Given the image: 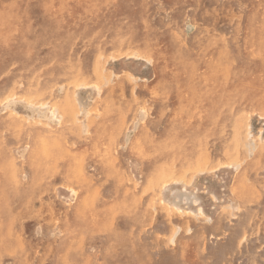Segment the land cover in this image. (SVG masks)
I'll return each mask as SVG.
<instances>
[{"label":"rangeland","instance_id":"rangeland-1","mask_svg":"<svg viewBox=\"0 0 264 264\" xmlns=\"http://www.w3.org/2000/svg\"><path fill=\"white\" fill-rule=\"evenodd\" d=\"M6 81L0 264H264V0H0Z\"/></svg>","mask_w":264,"mask_h":264},{"label":"bare ground","instance_id":"bare-ground-1","mask_svg":"<svg viewBox=\"0 0 264 264\" xmlns=\"http://www.w3.org/2000/svg\"><path fill=\"white\" fill-rule=\"evenodd\" d=\"M77 75H82L83 77H86V76H84V71H81V72H66L63 76H65V80L67 81V82H72L73 81V79H74V77L75 76H77ZM31 79V78H30ZM62 80V79H61ZM34 82V81H33ZM46 85H47V82L46 83H44V86L43 85H40V84H34L31 88H28V87H26L25 89H24V91H23V95H27V94H30V93H33V94H35V95H37V96H39V95H42L43 94V92H44V89H45V87H46ZM27 86H28V84H27ZM43 86V87H42ZM42 87V88H41ZM94 87V86H93ZM113 87V86H112ZM116 88V87H115ZM13 93V91H12V88H11V83H9L8 81H6L5 82V85H3V83H0V96L2 95V94H4V93ZM104 95V94H103ZM218 95V94H217ZM87 97V96H86ZM220 98V97H219ZM7 105V104H6ZM30 107V106H29ZM28 107V108H29ZM238 115V114H237ZM235 117V115L232 117V119L231 120H233V123L235 122V121H237L236 119H233ZM238 117V116H237ZM43 139V138H42ZM48 139H51V138H48ZM52 140V139H51ZM42 141V140H41ZM45 142H46V140H45ZM44 142H42V143H39V142H35V146H34V150L32 151V154H30V155H28L27 157L28 158H30L31 159V156H34L36 153H38L40 150L41 151H43L44 152V154L45 153H48L49 154V156H51V153H52V155H54L55 154V150H56V148L54 147V146H52V145H44L43 144ZM235 143V142H234ZM237 144V143H236ZM236 144H233V145H235V148L237 147L236 146ZM234 147V146H233ZM55 149V150H54ZM100 151V150H99ZM233 151V150H232ZM31 152V151H30ZM42 152V153H43ZM70 154V153H69ZM73 155V154H72ZM48 156V157H49ZM55 156V155H54ZM98 156V155H97ZM72 157V156H71ZM84 157V156H83ZM50 158V157H49ZM54 158H56V157H54ZM101 158V157H100ZM71 159V158H70ZM55 160V159H54ZM98 160H99V158H98ZM31 161V160H30ZM80 161H82L81 159H80ZM72 162V161H71ZM74 162V161H73ZM79 162V161H78ZM106 163H107V161H106ZM70 164V163H69ZM77 165V164H76ZM72 166H75L74 165V163L73 164H71V167ZM79 166V165H78ZM166 166H167V168H166ZM165 166V168L166 169H168L169 168V164H167ZM68 167H70L69 165H68ZM77 167V166H76ZM148 168H149V166H148ZM70 169V168H69ZM78 169H80V168H78ZM177 169H178V172L177 171H175L176 172V175L177 176H180V175H183V178H184V174H185V171L182 169V167H177ZM74 171H77V168H74ZM74 171H72L73 173H74ZM166 171V170H165ZM81 172V171H80ZM168 172V171H167ZM166 172V173H167ZM68 173V172H67ZM72 174V173H71ZM163 175L165 176L166 174H164V170H161L160 171V174H155V175H153V172H150V171H147V173H146V177H145V186H147V187H149V185H152L153 184V182L154 183H157L158 181H160V179H161V177H163ZM70 176V175H69ZM72 176V175H71ZM67 177V176H66ZM76 177H78V176H76ZM71 178V177H70ZM81 191H82V189H80ZM85 190V189H84ZM2 192V191H1ZM4 192V191H3ZM182 194V193H181ZM185 200V199H184ZM161 201V200H160ZM82 203V202H81ZM86 203V202H85ZM84 203V204H85ZM87 204V203H86ZM84 206V205H83ZM95 222H96V220H94ZM92 222V221H91Z\"/></svg>","mask_w":264,"mask_h":264}]
</instances>
